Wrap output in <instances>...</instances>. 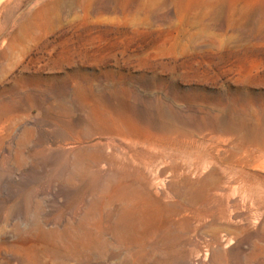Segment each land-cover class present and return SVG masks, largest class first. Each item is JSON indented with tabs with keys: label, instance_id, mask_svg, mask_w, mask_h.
I'll return each mask as SVG.
<instances>
[{
	"label": "rangeland",
	"instance_id": "obj_1",
	"mask_svg": "<svg viewBox=\"0 0 264 264\" xmlns=\"http://www.w3.org/2000/svg\"><path fill=\"white\" fill-rule=\"evenodd\" d=\"M0 264H264V0H0Z\"/></svg>",
	"mask_w": 264,
	"mask_h": 264
},
{
	"label": "bare ground",
	"instance_id": "obj_2",
	"mask_svg": "<svg viewBox=\"0 0 264 264\" xmlns=\"http://www.w3.org/2000/svg\"><path fill=\"white\" fill-rule=\"evenodd\" d=\"M215 237V236H214ZM219 237V236H218ZM215 239H218V238H215Z\"/></svg>",
	"mask_w": 264,
	"mask_h": 264
}]
</instances>
